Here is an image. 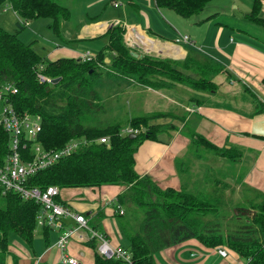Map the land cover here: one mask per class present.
<instances>
[{
  "label": "trees",
  "instance_id": "obj_1",
  "mask_svg": "<svg viewBox=\"0 0 264 264\" xmlns=\"http://www.w3.org/2000/svg\"><path fill=\"white\" fill-rule=\"evenodd\" d=\"M4 1H9L24 21L51 17V26L57 34H60L63 21L71 14L69 7L57 0H0V4ZM210 1L155 0V3L160 9L169 8L179 15L190 17L203 11ZM260 9V0H254L252 10L246 14L248 19L264 24V19L259 17ZM18 30L12 32L0 25V85L12 82L18 86V92L10 94L8 100L20 112L41 114L43 127L37 141L45 148L59 149L72 140L83 142L71 154L30 175L28 186L41 189L50 185L60 189L105 184L124 186V190L117 195L118 203H134L144 211L136 227L124 221L126 210L124 213L116 211V215L122 218V222L119 219L122 236L128 240L126 246L119 245L130 250L134 264H157L156 252L190 238H196L207 246L229 248L245 260L244 264H264V191L250 190L245 203H237L230 212L221 211L224 203L230 202H222L219 195L209 197L203 192L177 190L170 186L162 188L149 174L141 175L136 170L135 153L139 146L146 139L158 140V133L175 127L173 124H152L151 119L169 114L154 112L134 116L128 124L133 132L126 131L119 123L102 125L86 123L85 120L89 113L94 114L104 107L97 100L99 92L94 86V76L100 69L97 61L114 72L135 77L140 83L154 87L166 85L164 83L171 80L189 81L196 89H215L216 84L210 78L193 79L177 68L181 65L196 66L192 61L195 62L198 56L189 53L179 61L147 54L135 56L124 40L126 29L120 22L104 34L107 43L97 52L96 60L81 61L73 57L50 60L39 53L32 43L18 37ZM110 52L112 57L107 56ZM201 57L205 59L199 61L203 70L196 67L202 70L200 72L222 71L223 66L207 56ZM38 71L52 79H60L56 83L41 82ZM131 133L136 135L132 137ZM187 135L197 145L201 143L219 156L233 161L240 157L238 148L219 147L197 131ZM102 137L106 141H101ZM9 142V133L0 126V161H4L9 152ZM28 148L23 152L31 157V141ZM152 193L156 195L154 200L148 199ZM40 208L39 202L25 200L18 192L3 193L0 185V264H6L7 257L12 255L10 232L16 233L33 248ZM209 214L214 215L212 221L207 219ZM90 243L95 250L96 243L93 240ZM19 260L13 254L12 264H20ZM94 264L123 262L103 258L95 252Z\"/></svg>",
  "mask_w": 264,
  "mask_h": 264
},
{
  "label": "crops",
  "instance_id": "obj_2",
  "mask_svg": "<svg viewBox=\"0 0 264 264\" xmlns=\"http://www.w3.org/2000/svg\"><path fill=\"white\" fill-rule=\"evenodd\" d=\"M109 1L113 4L114 0ZM235 1L239 0H233V2ZM260 2L259 17L264 19V0H260ZM126 3L134 10V16L132 19H128L129 22L124 17L98 18V15L93 18L86 17L87 22L80 26L84 33L79 37L104 35L112 25L120 21L128 25L125 42L127 43V39H130L136 43L135 56L147 54L179 61L194 51V48H183L180 45L181 42L175 41L176 38L174 40L168 38L170 31L159 21L160 8L156 6L155 0H141L140 3L137 0H128ZM253 4L254 0H250L249 10L244 14L247 19L246 14L252 10ZM7 6L8 4L5 5V9ZM14 11L19 15L16 10ZM140 13L146 15L145 23L142 21ZM27 21V23L17 21L19 28L15 31L19 29L18 37L20 29L31 24L29 20ZM251 22L264 27L262 23ZM226 25L231 29L236 28L240 31L237 32L235 38H231L233 41L227 39L224 44H221L220 40L226 34L228 37L230 30L225 27H218V33L216 34V30L215 32L212 31L207 42V45L213 47L218 54H205L223 66L221 72L225 76H215L213 79L216 84L215 89L208 90L202 96L200 94L201 97L190 95L187 86L182 82L164 83L166 85L160 87L146 85L144 88L141 86L142 83L137 80L126 79L123 76V80L117 84L119 87L131 86L133 89L132 97L142 92V106L149 105L144 114L154 112L169 114L151 119L150 123L173 124L175 129L179 130L176 137L172 134L174 129H167L158 133V140L146 139L135 153L138 173L141 175L149 174L160 187L182 186L176 157L180 155L182 147L185 146L184 143L187 144L185 138L188 137L182 135L181 126L183 123L179 126L180 122L176 118L186 117V125H192V130L203 134L216 145L238 148L240 151L239 159L226 160L224 165L230 166L228 161H232L236 167L240 166L241 169L236 176L242 178V184L248 186L249 190L264 191V28H258L253 24L237 26L236 23H227ZM170 26L174 28L172 23ZM63 28H65L64 21L61 29ZM28 37L24 31L21 39L33 44L34 37L31 41H27ZM38 42V45L44 49L43 55L50 60L61 57L77 58L82 52L75 45H71V37H67L62 44L56 45ZM33 47L35 48L34 44ZM194 53L198 55L199 51H194ZM170 91L181 94V96L174 99L169 94ZM176 102L178 104L183 103V105L179 106ZM187 108L190 111L186 114ZM74 188H84L83 191L91 199L83 196L82 202L76 201L71 197L72 193L67 195L60 190L59 200L72 210L84 213L90 220L91 226L105 232L113 243L121 244L120 224L113 222L114 218L117 221L114 215L116 207L110 203V200H116L117 195L125 187L117 184H105L99 187L82 186L62 189L76 191ZM100 217L103 218L102 222L99 221ZM61 221V228L37 227L35 236L37 230L41 229L42 238L39 252L34 248L35 239L32 248L33 253L16 242L10 248L12 255L7 257L6 264L13 263V254L20 258V264H34L37 257L41 264H62L64 254L77 256L83 264H94L96 249L94 250L90 242L93 240L96 243V240L90 238L83 229H80L71 238L69 247L66 249L62 250L57 246L62 230L77 224L73 218L68 216L63 217ZM80 234L83 235V238L80 237ZM217 248L218 246H207L196 238H190L162 248L155 253V259L157 264H244L245 260L233 250L226 248L227 255L224 256Z\"/></svg>",
  "mask_w": 264,
  "mask_h": 264
},
{
  "label": "rangeland",
  "instance_id": "obj_3",
  "mask_svg": "<svg viewBox=\"0 0 264 264\" xmlns=\"http://www.w3.org/2000/svg\"><path fill=\"white\" fill-rule=\"evenodd\" d=\"M58 2L66 5L71 10L70 18L65 20V28L60 30V34H57L51 26L53 19L51 17H37L35 19H29L31 23L29 26H25L21 28L19 31V37L23 38V32L25 31L28 34L27 41H31L33 38V44L35 48L41 53L44 54V49L38 45V41H42L48 45H56L62 44L63 41L68 37H71V45H75L77 49L80 51H90L95 57L91 60H96L97 52L101 49L105 43L107 42L106 35H98L95 37H79L83 34V30L80 27L82 23L87 22V18L95 17L98 15L99 17L103 18H110V17H124L129 22L128 19H132L134 16V10L132 7L127 5L128 0H114L118 1L117 5H114L109 0H57ZM113 1V2H114ZM139 3L141 0H137ZM143 1V0H142ZM8 6L5 9V5ZM236 5V6H235ZM250 0H239L233 2V0H212L210 1L203 11L196 13L190 17H184L175 13L173 10L169 8H161L160 14L158 16L159 21L170 31V35L168 38L174 40L177 37H181L183 34H187L190 37V40L187 42H181V46L183 48H194V51H199L198 55H195L194 51L191 53L193 56L196 57L192 63H196V66L192 64L190 67L179 66L177 67L181 72H184L186 75L194 78L203 77V78H210L213 80L215 76L221 77L222 75L225 76L221 71L219 72H209L204 71L203 73L200 72L203 69L201 67L202 63L199 61L205 60L201 56H206L205 54L208 53H215L218 54L217 51L213 47H209L207 42L209 41L210 35L216 30V34L218 33V27H225L230 30V34L227 37V34L220 40L221 44H224L227 39L235 38L237 32L240 30L238 29H231L227 27V23H236L237 26H243L244 24H253L258 28H264L262 26L256 25L252 23L249 19L245 18L246 11L249 10ZM12 4L9 1H4L0 4V25L10 31H15L19 28L17 21L24 22L23 18L20 15H17L14 11ZM131 15V18H130ZM142 21L145 23L146 15L140 13ZM208 17V18H207ZM203 18H207L202 20ZM117 21V20H116ZM120 23V21H117ZM170 23L174 25V28L170 26ZM50 24V25H49ZM123 24V23H122ZM126 26V30L124 33L127 36L128 32V25L123 24ZM214 28V29H210ZM67 36V37H66ZM66 37V38H65ZM227 37V38H226ZM226 38V39H225ZM196 40V42H194ZM126 41V39H125ZM230 41H233L232 39ZM31 43V42H30ZM32 44V45H33ZM129 49L135 53L137 51L135 49V44L130 39H127V43ZM145 48V47H144ZM81 52V53H82ZM80 53V54H81ZM79 54V55H80ZM107 56H113V54L107 53ZM78 58V57H77ZM203 59V60H202ZM99 72L94 76V86L98 89V101L102 102L104 107L96 111L94 114L89 113V117L87 115L86 123L92 124H102L107 125L111 123H119L124 129L131 128L129 127V120L130 118L138 115H142L145 111L149 108V105L145 104L142 106V92L138 95L132 97L133 89L131 86L119 87L117 84L121 80H123V76L126 79H130L132 77L121 75L118 72H114L111 68L107 67L105 64L101 63V61H97ZM201 68L199 70L197 68ZM205 68V67H204ZM121 75V76H120ZM203 75V76H200ZM155 77V76H154ZM132 79H135L132 78ZM158 79V78H157ZM161 80V78H159ZM136 80V79H135ZM138 81V80H137ZM214 81V80H213ZM139 82V81H138ZM162 82H167V80H162ZM171 82V83H170ZM184 83L189 90L190 95H195L197 97L201 96L207 92L208 90L204 89H196L189 81H177ZM169 84H173L176 82H172L168 80ZM141 85V84H140ZM147 84H142L141 86L146 88ZM122 88V89H121ZM201 91V92H200ZM169 94L177 99L180 97L181 94L176 92L170 91ZM200 96V97H201ZM132 97V98H131ZM182 99V98H181ZM176 104H178L176 102ZM179 106L183 105L178 104ZM187 111H190L188 108ZM166 113V112H165ZM186 117L176 118L178 119L179 126H181L182 135L188 137V132H192V125H186L185 122ZM175 126V125H174ZM186 126V127H185ZM174 128V137L178 136L179 130ZM180 130V131H181ZM173 137V138H174ZM206 137V136H205ZM207 138V137H206ZM187 139V144L184 143L185 146L182 147L180 155L176 157V162L178 161V171L180 174V180L182 186H170L177 190L184 189L189 192H203L204 194H208L209 197H214L215 195H219L222 202H230L224 203V206L221 207V211L223 209L230 212L232 209L235 208L237 203H245L248 193L251 191L249 190L248 186H244L242 184V178L240 179L236 176L239 173L241 167L234 165L232 161H228L230 166H225V161L230 160L226 157H222L217 155L214 151L209 149L208 147L204 146L203 144H198L193 142L189 137ZM209 140V138H207ZM211 141V140H210ZM212 142V141H211ZM215 144V143H214ZM218 146V145H217ZM219 147H225L224 145ZM140 174V173H139ZM230 175H233L230 177ZM242 177V176H241ZM156 182V181H155ZM241 183V184H240ZM163 188V187H162ZM165 188V187H164ZM73 189H60L61 192H65L67 195H70L76 201L82 202L83 196L87 199H91L86 193L84 188H74ZM83 193V194H82ZM155 199L156 195L152 193L149 195L148 199ZM151 199V200H152ZM110 203L117 207L118 199L110 200ZM124 212L126 210V218L124 221L128 222L131 225L133 224L136 227L137 222L141 217L144 215V211L142 208L138 207L134 203H125L124 205L119 203ZM238 205V204H237ZM111 208V207H109ZM116 208L114 209V215L117 218L113 219L114 224H120L122 222L121 216H117L115 212ZM117 211V210H116ZM123 212V213H124ZM120 213V212H119ZM103 217V215H102ZM214 215L209 214L207 219L212 221ZM111 218V217H110ZM121 220L119 221V219ZM112 221V219H110ZM100 222L103 221V218L100 217ZM131 221V222H130ZM89 220V224H90ZM113 224V223H112ZM113 226L115 227V225ZM91 225V224H90ZM38 227V225H37ZM40 227V226H39ZM81 237V235H80ZM83 238V237H81ZM9 240L11 242V246L18 242L21 247L28 250L29 252L33 253L32 247H30L21 237H19L16 233L10 232L9 233ZM95 240V239H94ZM120 242L122 245L126 246L128 244L127 238L121 235ZM42 244L41 238V229L37 230L34 242V248L39 252V248ZM115 244V243H114ZM97 245V242H96ZM223 247L224 246H219ZM96 249V248H95ZM162 250V249H160ZM156 255V254H155Z\"/></svg>",
  "mask_w": 264,
  "mask_h": 264
},
{
  "label": "built area",
  "instance_id": "obj_4",
  "mask_svg": "<svg viewBox=\"0 0 264 264\" xmlns=\"http://www.w3.org/2000/svg\"><path fill=\"white\" fill-rule=\"evenodd\" d=\"M115 5L119 2L114 1ZM27 23L28 21L25 20ZM190 37L183 34L175 39L176 42H187ZM95 56L90 51L82 52L78 58L81 61H88ZM37 76L41 82H52V78L38 71ZM18 92V86L12 82H5L0 85V126L9 133V152L0 161V185L3 193L15 191L20 196L27 199H34L40 203V211L37 215V225L40 227L61 228L63 217H71L76 221V225L64 228L57 241V246L62 250L69 247L71 238L83 229L89 237L97 242L96 252L103 258L120 259L123 264H134L130 250L119 244H114L102 231L89 224L84 213L74 211L65 203L57 200L60 188L50 185L44 189L36 186H28L27 178L36 172L50 166L62 157L71 154L72 151L82 145L83 142L72 140L59 149H47L37 141L38 134L43 127L41 114L30 111L20 112L14 104L8 100L10 94ZM126 131L133 132L132 128ZM106 141L105 137L100 138ZM32 142L31 157L24 155L23 149L27 150L28 143ZM116 210L124 212L123 207L118 203ZM81 235V234H80ZM83 237V235H81ZM217 250L222 255H227V249L218 247ZM34 264H41L37 259ZM62 264H83L75 255L64 254Z\"/></svg>",
  "mask_w": 264,
  "mask_h": 264
},
{
  "label": "water",
  "instance_id": "obj_5",
  "mask_svg": "<svg viewBox=\"0 0 264 264\" xmlns=\"http://www.w3.org/2000/svg\"><path fill=\"white\" fill-rule=\"evenodd\" d=\"M134 55H136V53H134ZM106 60H108V58H107ZM59 79H60V77L53 78V79H52V82H53V83H56L57 81H59ZM135 135H136L135 133H131V134H130V136H132V137L135 136Z\"/></svg>",
  "mask_w": 264,
  "mask_h": 264
}]
</instances>
